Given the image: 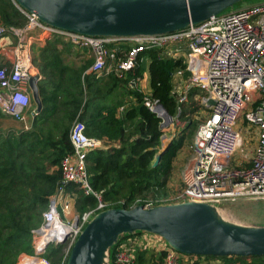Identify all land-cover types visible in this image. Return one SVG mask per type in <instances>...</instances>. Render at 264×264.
Here are the masks:
<instances>
[{
  "label": "built area",
  "instance_id": "1",
  "mask_svg": "<svg viewBox=\"0 0 264 264\" xmlns=\"http://www.w3.org/2000/svg\"><path fill=\"white\" fill-rule=\"evenodd\" d=\"M15 6L23 14L24 23H0L1 113L24 123L30 104L28 70L32 67V45L41 46L51 36L89 52L92 62L88 71L95 77H121L134 68L139 53L155 48L162 57L181 63L171 73L175 114L168 115L162 107L157 112L159 104L150 96L142 76L129 78L127 87L142 92L141 103L158 115L160 128L177 120L192 89L196 91L193 100L206 113L196 126L197 146L190 164L181 172V188L168 199H135L129 207L139 202L148 208L186 201L214 204L238 199L264 200V2L211 15L175 31L124 37L87 36L58 29ZM138 59L142 62L141 56ZM207 98L213 100L212 105L205 104ZM122 109L119 106L116 112ZM29 112L33 117L37 113L35 108ZM28 128L27 124L22 125V129ZM248 132L255 138L249 152H245V141L252 139ZM159 139L161 148L168 140L162 130ZM68 140L72 151L60 159V183L48 198L40 224L30 229L31 252L19 253L17 264H49L43 258L48 244H65L68 254L86 222L104 209V203L88 184L85 157L88 151L105 144L100 138L86 135L84 123L76 118L68 128ZM67 183L83 194L93 195L96 205L80 214L73 213L75 195L65 189ZM139 253L154 256L158 259L156 264H214L211 258H216L185 255L154 234L133 232L117 237L109 248L108 264H135Z\"/></svg>",
  "mask_w": 264,
  "mask_h": 264
},
{
  "label": "trees",
  "instance_id": "2",
  "mask_svg": "<svg viewBox=\"0 0 264 264\" xmlns=\"http://www.w3.org/2000/svg\"><path fill=\"white\" fill-rule=\"evenodd\" d=\"M24 21L13 0H0L1 24L21 26ZM59 42L58 37L51 36L40 48L32 49L31 63L44 78L38 90L41 107L31 126L17 134L0 136V264H14L19 253L31 252L30 229L40 224L48 198L60 183V159L72 151L68 140L72 120L76 118L84 123L86 135L113 142L88 151L85 157L88 184L104 203V209L128 208L137 198L157 196L166 184L171 162L183 145L185 132L195 125L187 118L178 134L166 143L158 163L151 167L160 150V119L141 103L142 92L128 88L127 81L141 77L145 71L150 96L173 116L171 73L181 66L180 61L162 57L158 49L149 48L138 54L134 68L121 77L81 76L83 66L74 68L63 64L56 46ZM50 69L56 71V81L47 79ZM87 78L88 97L85 95ZM194 93L195 89L189 92L188 102L180 108L178 118L196 110L192 106ZM119 106L123 109L117 114ZM64 187L75 195L76 213L96 205L93 195L83 194L70 183ZM61 247L57 243L45 249L44 255L52 264H58ZM216 258L221 264H264V256ZM145 261L144 253H139L135 264Z\"/></svg>",
  "mask_w": 264,
  "mask_h": 264
},
{
  "label": "water",
  "instance_id": "3",
  "mask_svg": "<svg viewBox=\"0 0 264 264\" xmlns=\"http://www.w3.org/2000/svg\"><path fill=\"white\" fill-rule=\"evenodd\" d=\"M237 1L13 0L44 24L99 37L175 31L189 23L202 22ZM28 75L31 98L38 112L41 103L37 75L31 68ZM205 104L212 105L213 100L207 98ZM160 109L158 105L157 112ZM165 145L154 156L151 167L158 163ZM133 232L154 234L171 249L185 255L264 256V225L243 226L225 222L208 203L186 201L148 208L137 204L96 212L78 233L65 264H108V251L117 237Z\"/></svg>",
  "mask_w": 264,
  "mask_h": 264
},
{
  "label": "rangeland",
  "instance_id": "4",
  "mask_svg": "<svg viewBox=\"0 0 264 264\" xmlns=\"http://www.w3.org/2000/svg\"><path fill=\"white\" fill-rule=\"evenodd\" d=\"M262 2H264V0H239L233 3L232 6L225 8L220 13H228L237 9L245 8L252 4H257ZM144 70H146L145 64H144ZM145 80L147 82V75H145ZM192 106L196 108V110L186 114L182 119L177 118V120L176 121L174 120L172 124H168V123L165 124V126L161 128L162 134L163 135L165 134L166 138H168L167 141H169L174 135L178 134L179 129L182 128L187 118H189L190 120L189 122H192L191 124H195L192 128L188 129L185 132V139L183 145L177 151L176 156L173 158L171 162V170L163 190H161V192H159L158 195L155 197H150L149 195H146V197L143 199L137 198L138 200H144V199L152 200L155 198L168 199L169 197L172 196V194L175 191H178V189L181 188V179H180L181 172L185 169V167H187L190 164L193 157V150L197 146V142L194 136L195 128L206 113L205 109H203L196 101H194ZM247 135L248 137L249 136L252 137V139L245 141V144L242 147V149H244L245 152H249L251 146H253L254 144V138H255L251 132H248ZM166 142L164 143V145L166 144ZM237 153H235V157L237 156ZM118 201L119 203H121V200ZM209 205L214 207L216 215L225 222L234 223L243 226L264 225V200L238 199L232 202L222 201ZM72 212L76 213L74 210H72ZM49 245L50 244H48L45 247V249ZM44 252H43V258H45L49 264H52L51 260L45 257ZM21 253L29 254L30 252L29 253L21 252ZM66 253L67 252L65 249V244H62L60 253L58 254L59 257L58 264H65L66 257L68 255ZM149 255H150L149 253H144V256L146 258L145 263H147V258L149 257ZM211 259L213 262H215L214 264H218V262L220 263L218 258H211ZM155 263H158L157 258H155L154 264ZM14 264H17V262H14Z\"/></svg>",
  "mask_w": 264,
  "mask_h": 264
},
{
  "label": "crops",
  "instance_id": "5",
  "mask_svg": "<svg viewBox=\"0 0 264 264\" xmlns=\"http://www.w3.org/2000/svg\"><path fill=\"white\" fill-rule=\"evenodd\" d=\"M41 46H37V45L33 44L32 45V49L34 47L40 48ZM56 46H57V50L60 52V56L62 58V61H63L64 65H67L69 67H74V68H76V66H83L84 69L82 70L81 76L83 74H91L88 71V68H89V66H90V64L92 62V56L90 55L89 52H87V51H85L83 49L77 48V47H75V46H73V45H71L69 43H66V42H64L62 40H60V42ZM121 48H122V50H125L124 47H121ZM1 56L2 55H1V52H0V64L3 62ZM82 61H85V62H82ZM31 69L34 72H36V75H37V77H36V81H37L36 83L37 84L36 85H37V89L39 90V85L41 83L40 80L42 78H44V74H41L40 71H38L37 67L35 65H33V64H32ZM49 71H50V76L47 79H50L51 81H56L57 80L56 71L53 70V69H50ZM145 75H146V72L144 71L142 73L143 84L146 87H148L147 86V82L145 80ZM104 76H106V75H104ZM104 76H101V77H95L94 76V77L95 78H102ZM47 91L52 93V90L50 88H48ZM85 95L88 97V78L86 80ZM38 96L40 98L39 92H38ZM35 107H36V105H35V103L33 102L32 98H31V92H30V104H29V107H28L27 111L24 114V119H25L24 123L27 124L29 127L31 126L32 120L34 118L33 116H31L29 110L32 109V108H35ZM24 123L21 122V121H18V119H14L13 117H11L9 115H6V114L0 112V136H4L6 134H17L20 130H22V125ZM92 137H94V136H92ZM100 139L103 141V143H106L108 145L113 143V142L107 141L105 138H103V139L100 138ZM73 206H74V201H73V205H72V210H74ZM154 261H155V257L152 256V255H149V257L147 258V263H145L146 262L145 261L142 264H154ZM220 263H221V261H220Z\"/></svg>",
  "mask_w": 264,
  "mask_h": 264
}]
</instances>
